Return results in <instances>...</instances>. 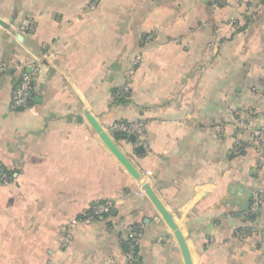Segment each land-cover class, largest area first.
<instances>
[{"label":"crops","instance_id":"crops-1","mask_svg":"<svg viewBox=\"0 0 264 264\" xmlns=\"http://www.w3.org/2000/svg\"><path fill=\"white\" fill-rule=\"evenodd\" d=\"M0 19V63L19 66L0 75V264H128L137 229L133 264H185L144 182L192 264H264V202L250 212L264 152L247 128H264V0H0ZM23 69L32 95L15 109ZM132 123L141 136L118 137ZM105 200L112 213L89 218Z\"/></svg>","mask_w":264,"mask_h":264},{"label":"built area","instance_id":"built-area-1","mask_svg":"<svg viewBox=\"0 0 264 264\" xmlns=\"http://www.w3.org/2000/svg\"><path fill=\"white\" fill-rule=\"evenodd\" d=\"M19 66L17 64L11 63H0V75L6 70L16 69ZM33 86V75L32 73L23 69L21 75L19 76L17 85L13 89L12 93V107L15 109L25 108L28 105L30 97L32 95ZM129 91V85H125L122 91V95ZM251 113V112H250ZM252 114V113H251ZM247 128L252 133V141L255 146L258 147L259 151L264 152V128L256 127L254 121L251 119L247 122ZM117 127L128 135L141 136L143 128L140 123L132 124H118ZM0 180L3 183H9L12 181V175L6 170L2 163H0ZM264 202V194L261 190L254 192L251 200L250 212H258L261 210ZM113 210V202L111 200H105L94 204L90 212L87 213L89 218H97L103 215L111 213ZM131 240L128 245V264H133L136 260L137 246L139 244V239L142 236L140 230L131 231Z\"/></svg>","mask_w":264,"mask_h":264},{"label":"water","instance_id":"water-1","mask_svg":"<svg viewBox=\"0 0 264 264\" xmlns=\"http://www.w3.org/2000/svg\"><path fill=\"white\" fill-rule=\"evenodd\" d=\"M0 23L5 25L4 22L0 19ZM87 119L92 124V126L95 128V130L100 135L103 142L106 144V146L111 150V152L117 157V159L123 164V166L127 169V171L136 179L141 178V174L139 171L135 168V166L132 164V162L127 158V156L121 151V149L118 147L116 142L113 140V138L103 129V127L99 124V122L96 120L94 116H92L90 113L86 114ZM131 140H135V136H130ZM140 150H143V147H140ZM142 188L147 194V196L150 198V200L153 202L159 213L163 216V219L165 222L170 226V228L173 230L176 239L179 243V246L181 248L185 264H192L191 254L189 247L187 245V242L185 240V237L178 227L177 223L175 222L172 214L165 208L153 188L147 183L144 182L142 184Z\"/></svg>","mask_w":264,"mask_h":264},{"label":"trees","instance_id":"trees-1","mask_svg":"<svg viewBox=\"0 0 264 264\" xmlns=\"http://www.w3.org/2000/svg\"><path fill=\"white\" fill-rule=\"evenodd\" d=\"M121 100H124V97L121 99ZM117 135H118V137H122V138H125V139H130V136L131 135H128L127 133H125V132H118L117 133ZM90 212V210L88 211V213ZM112 213V212H111ZM111 213H109V214H107V215H110ZM254 213H257V212H254ZM98 218V217H97ZM139 246H140V244H138V246H137V252H136V258H137V255H138V252H139ZM136 261V260H135Z\"/></svg>","mask_w":264,"mask_h":264},{"label":"rangeland","instance_id":"rangeland-1","mask_svg":"<svg viewBox=\"0 0 264 264\" xmlns=\"http://www.w3.org/2000/svg\"><path fill=\"white\" fill-rule=\"evenodd\" d=\"M246 115L250 117L251 113H250V112H248V114H246Z\"/></svg>","mask_w":264,"mask_h":264}]
</instances>
